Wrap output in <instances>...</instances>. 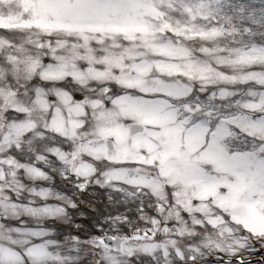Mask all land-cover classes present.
Returning <instances> with one entry per match:
<instances>
[{
    "label": "snow or ice",
    "instance_id": "snow-or-ice-1",
    "mask_svg": "<svg viewBox=\"0 0 264 264\" xmlns=\"http://www.w3.org/2000/svg\"><path fill=\"white\" fill-rule=\"evenodd\" d=\"M0 264H264V0H0Z\"/></svg>",
    "mask_w": 264,
    "mask_h": 264
}]
</instances>
